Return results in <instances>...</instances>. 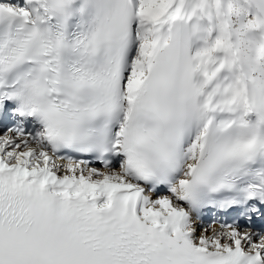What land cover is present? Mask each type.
I'll list each match as a JSON object with an SVG mask.
<instances>
[{"label":"snow or ice","instance_id":"obj_1","mask_svg":"<svg viewBox=\"0 0 264 264\" xmlns=\"http://www.w3.org/2000/svg\"><path fill=\"white\" fill-rule=\"evenodd\" d=\"M0 264H264V0H0Z\"/></svg>","mask_w":264,"mask_h":264}]
</instances>
